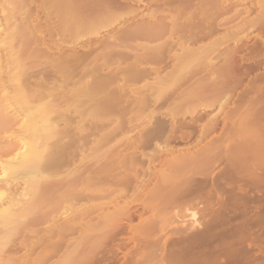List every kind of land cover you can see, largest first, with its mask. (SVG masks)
<instances>
[{"label": "rangeland", "instance_id": "obj_1", "mask_svg": "<svg viewBox=\"0 0 264 264\" xmlns=\"http://www.w3.org/2000/svg\"><path fill=\"white\" fill-rule=\"evenodd\" d=\"M0 21V264H264V0Z\"/></svg>", "mask_w": 264, "mask_h": 264}, {"label": "bare ground", "instance_id": "obj_2", "mask_svg": "<svg viewBox=\"0 0 264 264\" xmlns=\"http://www.w3.org/2000/svg\"><path fill=\"white\" fill-rule=\"evenodd\" d=\"M1 22V21H0ZM12 149H14V148H12V146L10 147V149L8 148V154L9 153H13L12 152ZM7 151V150H6ZM7 153V152H6ZM10 155V154H9ZM13 156V155H12ZM9 158H11V157H9ZM37 159H38V155H37V153L36 152H30V153H27V154H24L23 155V159L21 160V162H19V163H21L22 164V162H23V164L24 165H26L28 168H32V166L34 167V164H33V162H35V161H37ZM9 160V159H8ZM11 160H9L8 161V164L10 165V168L11 167H13L12 165H11ZM22 164V165H23ZM14 165V164H13ZM20 166V165H19ZM30 166V167H29ZM13 169V168H12ZM33 169V168H32ZM13 205V202H12V200H10L9 201V205H8V207L6 208V209H4V214H2V215H0V223H1V220L5 217L4 215H6L7 216V218L9 217V218H11V216L13 215V210H12V206ZM6 218V219H7ZM8 218V219H9ZM10 220V219H9ZM9 253V252H8ZM7 253V255L4 257V258H2V261H5V263L6 264H8L9 263V261H12L11 259H13V258H11V255L10 254H8ZM1 258V257H0ZM1 262V261H0ZM11 263V262H10Z\"/></svg>", "mask_w": 264, "mask_h": 264}]
</instances>
